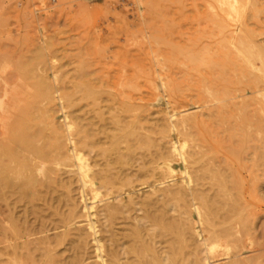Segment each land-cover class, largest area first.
Segmentation results:
<instances>
[{
	"label": "bare ground",
	"instance_id": "obj_1",
	"mask_svg": "<svg viewBox=\"0 0 264 264\" xmlns=\"http://www.w3.org/2000/svg\"><path fill=\"white\" fill-rule=\"evenodd\" d=\"M218 2L229 16H246L248 26L261 24L264 0ZM220 47L217 53L199 48L190 58L200 73L192 97L184 95L178 81H167L171 96L184 95L200 104L197 109L207 110L199 114L195 108L167 106L155 113L127 99L118 103L116 95L98 89L106 90L103 85L94 87L93 80L84 89L72 86L79 88L77 94L65 87L66 100L59 90H48L54 82L47 86L43 78L38 84V76L26 84L31 89L35 84L34 94L23 91L26 99L16 91L22 88L18 82H4L0 203L10 210L11 232L20 240L11 246L13 264H264V225L257 222L262 214L247 202L243 178L245 171L249 193L264 202V110L245 98L249 94L214 103L221 94H232L230 85L258 93L264 83L258 65H264V46L242 35L226 38ZM152 66L145 69L150 72ZM28 79H20L22 85ZM129 82L123 85L132 89L123 86L129 88L124 94L138 90ZM44 83L51 97L42 93ZM39 95L51 98L54 106L41 108ZM71 95L80 102L89 98L85 104L92 101V108L86 106L84 114L70 111L78 102ZM155 114L159 117L152 118ZM18 207L24 209L19 218ZM4 231L8 239L12 234Z\"/></svg>",
	"mask_w": 264,
	"mask_h": 264
},
{
	"label": "rangeland",
	"instance_id": "obj_2",
	"mask_svg": "<svg viewBox=\"0 0 264 264\" xmlns=\"http://www.w3.org/2000/svg\"><path fill=\"white\" fill-rule=\"evenodd\" d=\"M156 2H159L158 6ZM209 4H212V9H209ZM225 9L226 8L223 7L218 0H0V88L3 90L5 81L12 80L10 81V83L13 82L11 84H14V82L17 84L18 82V86H22V88L18 87L19 89L16 88V91L20 90L22 93L19 91L17 92L21 93L26 99V93L30 96V94L32 95L35 92L34 83L31 84L32 89L29 84L28 86L26 84L30 82V78L32 79L38 76V84L41 83L42 85L43 80H45L47 84L49 83L47 86L54 82L52 86H49L48 90L50 92L53 90L52 93L54 94L61 89L62 93L59 91L58 93H60L62 97L64 96L66 100L68 95L65 96V93H63L65 92V87H67V90L69 88L68 91L72 89L75 90L73 92L77 94L75 92L79 91V88H77L78 90L76 88L74 89V85H81L82 87L80 88H83L85 84L90 86L94 82L95 85L92 84L91 86L101 87L103 85L105 87L102 86L103 89L106 90L97 88L105 93L107 91H109L107 93L111 92L114 94L113 98L116 95V102L122 103V100L125 99H127V103H133L134 101V103L136 102L141 106L145 105L146 107H143L150 109V112L153 111L157 113L167 106H169V108L171 107V109L175 107L173 109L178 111L184 110L185 108H195L194 110H196L195 112L198 114L203 111L205 112L207 111L206 109H197L200 104L197 105V103L194 105L196 103L194 100L191 101V103L189 102L191 98H184V95L192 97L195 93L194 88L197 85V75H200V73L194 70V67L190 63V58L196 56L195 54H197L198 49L202 48L205 52L211 50L210 52L217 53L221 48L220 45L224 43L226 38L230 36H235L237 38L242 35L247 36L249 41L264 46V11L260 15L261 24L255 26L251 24L252 26L250 27L247 24L246 16L242 15L241 18L229 16ZM220 17L224 21L220 20ZM169 58L171 59V63L169 62ZM165 61L170 64H166ZM79 63L80 66H77ZM160 63L163 64L160 65ZM163 65L166 67H162ZM258 65L264 76V65L260 63ZM87 66H89V68ZM149 66L154 67L149 68H152L150 71L151 73L153 72L152 76L149 70L145 69ZM139 68L144 71L141 72ZM68 70L69 72H67ZM75 70H77V72ZM156 70L157 72H155ZM179 71L181 73H179ZM143 73H145V76L150 80L146 81V77L142 78L141 76ZM182 73L183 75H180ZM138 74H142L139 77L140 79H138ZM159 74L163 75L159 76ZM91 75L93 78H90L92 77ZM95 75L97 78L94 77ZM79 76L82 77V80H80ZM100 76L102 78H100ZM158 76L159 78H157ZM26 77H29V79ZM54 77H56L57 82ZM67 77H69V79ZM77 77H79L78 79L80 81L76 79ZM83 77L87 78L86 83ZM22 78H26L24 79L25 81L28 79V81L25 82L26 86L24 84V86L22 85L24 82ZM88 78L91 81L88 82ZM185 78L186 80H184ZM20 79L23 80V82ZM151 79H154V83L151 82ZM161 79L164 81H161ZM77 80L78 83H76ZM129 80L132 82H129V84L138 85V90H132L130 92H128V90L127 93L124 94L123 91L126 88L123 86L129 87L130 90L132 89L130 85H123L128 84ZM174 80L178 81L176 83L182 85V92L184 95H182V93L181 97L184 96L183 98H176L178 95L175 94L173 96L176 97L171 96L173 93L170 92V83L167 81L174 83ZM188 82L191 85H189ZM163 83L166 84L167 88L163 87ZM222 84L225 83L222 82ZM43 86H46L45 83ZM47 86L46 88L41 87L42 93H45V90L49 93ZM136 86H133V88ZM230 86L232 87V94L228 96L221 94L214 103L229 101L234 97L238 98L237 100H241L242 96L249 94L245 98L247 100L250 99V101L252 100L253 104L264 110V83L260 84L259 88L256 89L258 93L255 94H253V90L251 89H244L242 84ZM83 89H80L82 94ZM193 90L194 93L191 92ZM1 91L0 96H3L4 92L2 91V93ZM23 91L26 92V95ZM38 91H40V89ZM58 93L57 95H59ZM118 94L119 96L124 94L122 96L124 99H121V96L118 98ZM12 95L13 92L9 88L8 98H12ZM45 95L48 94L45 93ZM51 95L49 94L47 97H51ZM104 95L109 97L110 94ZM22 96L21 98H23ZM72 96L73 95H71V97ZM80 96L83 95L80 94L79 97ZM73 97L72 99L74 101H78L77 99H79V97L77 99L75 98L76 100ZM40 98L41 96L38 98L40 105H45V107L47 105L48 107L54 106L53 103L49 102L51 98H48V100L44 97L48 102ZM109 98H112V96ZM88 99H80L84 101L76 102L74 105L75 107L69 108L70 111H78L84 114V112L89 109L88 106H90L92 102L87 101L86 105L85 100ZM31 100L30 97L29 101ZM57 103L56 107L59 108V101H57ZM67 104L69 103L67 102ZM104 104L105 103L102 105ZM210 104L211 102L208 103L209 106ZM42 105L40 106L41 108L44 107ZM83 106L85 108H83ZM86 106L88 109H86ZM40 107L38 105V109H41ZM91 108L90 106V109ZM59 116L61 117V115ZM154 117H159V115L155 114L152 118ZM1 131L2 129L0 127V140L2 141L1 137L3 136H1ZM243 178L246 182L244 184L245 198L248 203L252 204V209L256 212H260V215L262 214L260 220L258 219L257 222L260 223V226L264 225V202H259L249 193L248 190H250L249 186H251V183H249V174L245 171H243ZM263 189L264 185L261 189L262 195L264 194ZM143 192L144 191H141L140 194ZM7 209L8 208L4 204L0 203V264H13V254L11 253L13 250L11 246L13 247V245L15 246L20 243V240H17L11 232L13 231L11 226L13 223L8 217L10 215V213H8L10 210ZM19 210L22 211V213L19 214ZM23 210L24 209L21 207L16 209L15 212L18 214H16L18 218L23 214ZM262 228V234L264 235V226L260 227L261 230ZM4 230H9L7 232L8 234L6 233L7 235H10V233L12 234L10 237L8 236V239L4 238L5 235L2 233L6 232ZM262 240L261 242H264V237ZM9 259H11V261Z\"/></svg>",
	"mask_w": 264,
	"mask_h": 264
}]
</instances>
